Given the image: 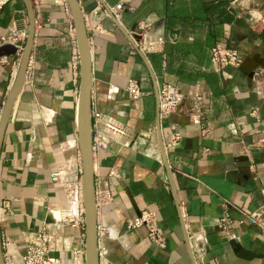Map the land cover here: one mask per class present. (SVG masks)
<instances>
[{
	"label": "crops",
	"instance_id": "obj_1",
	"mask_svg": "<svg viewBox=\"0 0 264 264\" xmlns=\"http://www.w3.org/2000/svg\"><path fill=\"white\" fill-rule=\"evenodd\" d=\"M79 1L93 55V115L130 132L95 154L98 229L108 230L99 239L100 264H264V238L245 219L264 206V23L254 28L247 13L239 17L237 0H129L122 29L113 17H93L121 0ZM254 3L264 18V0ZM35 12L27 79L1 150L2 240L14 264H24L30 237L45 230L57 238L53 255L71 264L76 252L86 260V228L62 222L68 204L52 175L76 168L81 157L80 56L67 0H38ZM139 22L166 38V71L160 54L133 51L129 33ZM28 30L24 1L11 0L0 11V34L28 37ZM217 44L243 54L242 67H217ZM20 60L19 50L0 58V109ZM130 80L141 83L138 101L127 92ZM164 84L178 87L184 102L160 129ZM176 131L183 141L167 149ZM147 208L165 231V249L146 229L129 227Z\"/></svg>",
	"mask_w": 264,
	"mask_h": 264
},
{
	"label": "built area",
	"instance_id": "obj_2",
	"mask_svg": "<svg viewBox=\"0 0 264 264\" xmlns=\"http://www.w3.org/2000/svg\"><path fill=\"white\" fill-rule=\"evenodd\" d=\"M11 0H0V11L10 3ZM34 4L38 0H32ZM241 4V14L247 13L253 22L254 28L264 23V18L259 17L258 7L254 0H237ZM129 0H121L119 4L107 9L98 8L93 17L105 15L114 17L117 22H121L123 13L127 8ZM99 31L104 32L101 27H97ZM131 39V47L134 52H139L145 56L160 54L163 59V69H167V56L165 53L166 38L153 32V25L147 22H139L133 32L129 33ZM27 35L22 32H15L12 36H4L0 34V48L7 45L18 46L22 54V50L26 43ZM77 44L76 36L73 38ZM213 63L219 68H236L239 69L244 64V56L239 51L232 50L222 44L215 45L211 50ZM127 92L132 100L138 101L142 97L141 83L137 80H130ZM201 101V98L198 99ZM184 98L178 87L170 84H164L159 91V110L161 121L171 119L174 115L181 112ZM2 112V111H1ZM0 112V114H1ZM93 143L95 154L107 148V144L111 140H121L130 137V132L118 123L116 120L104 116L101 113L93 115ZM207 129L203 128V133ZM183 141V135L180 131L174 132L171 140L167 143V149L176 148ZM83 162L82 157L78 158V166L67 165L54 173L52 179L55 183H59L66 195L67 208L61 211V220L64 224L74 227L83 226L86 228L85 206L83 198ZM247 222L252 223L258 228L261 236L264 238V206L259 210L245 216ZM231 220L227 215L220 221V227L227 231V224ZM159 219L155 211L150 208L144 209L138 217L129 221L131 229H146L150 241L165 249L167 246V238L163 228L159 226ZM108 236V230L102 228L99 230V239ZM7 245V243H3ZM58 250L57 238L54 234L43 230L40 233L31 236L26 245V252L23 257L24 264H65L53 254ZM84 252H76L74 260L71 264H87ZM6 264H14L11 257L5 254Z\"/></svg>",
	"mask_w": 264,
	"mask_h": 264
},
{
	"label": "water",
	"instance_id": "obj_3",
	"mask_svg": "<svg viewBox=\"0 0 264 264\" xmlns=\"http://www.w3.org/2000/svg\"><path fill=\"white\" fill-rule=\"evenodd\" d=\"M29 17V30L27 41L21 54V60L14 83L10 89L7 99L2 107L0 118V158L2 144L8 123L16 102L21 95L26 79L28 68L34 48L36 35V12L32 0H23ZM73 15L76 29V37L80 56L81 83L79 104V145L83 162V198L86 220V261L87 264H100L99 256V229H98V205L96 196L95 180V151L93 143V110H92V88L93 55L91 51L89 33L86 25L85 13L79 0H67ZM114 18V17H113ZM122 28V24L118 22ZM123 29V28H122ZM18 46L7 45L0 48V58L11 56L18 52ZM159 97V92H158ZM158 124L161 129L160 110ZM164 148V140L162 139ZM233 244V243H232ZM0 264H6L1 229V204H0Z\"/></svg>",
	"mask_w": 264,
	"mask_h": 264
},
{
	"label": "rangeland",
	"instance_id": "obj_4",
	"mask_svg": "<svg viewBox=\"0 0 264 264\" xmlns=\"http://www.w3.org/2000/svg\"><path fill=\"white\" fill-rule=\"evenodd\" d=\"M2 111V109H0V112ZM2 113V112H1Z\"/></svg>",
	"mask_w": 264,
	"mask_h": 264
}]
</instances>
